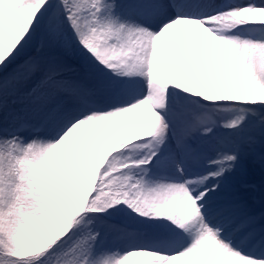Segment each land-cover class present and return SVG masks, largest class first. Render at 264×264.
Segmentation results:
<instances>
[{"label":"rangeland","instance_id":"rangeland-1","mask_svg":"<svg viewBox=\"0 0 264 264\" xmlns=\"http://www.w3.org/2000/svg\"><path fill=\"white\" fill-rule=\"evenodd\" d=\"M111 1H90L91 11L87 14L103 26H99L100 32L96 31L94 37L82 39L84 44L93 43L103 33L111 32V15L122 12L119 2ZM244 1L248 6L254 4V1ZM108 4L110 7L106 8ZM74 5V0H23L22 13L18 17L0 19V132L10 128L4 146L0 145V264H137L122 259L128 254V247L150 241L152 245L149 243L146 248L149 253L162 255L151 249L155 243L162 240L173 242L166 234L155 233L148 238L143 230L136 231L138 235L135 236L134 232L109 220L115 215L111 202L117 196H128L131 175L140 179L144 176L157 179L148 171L160 170L144 165L166 154L163 149H152L159 138L147 135L148 128L143 126L134 134L137 135L136 146L124 152L115 151L120 149L122 143L118 139L125 132L110 130L111 125L101 127V121L102 118L116 117L113 112L122 108L121 101L115 97L126 95L127 92L119 93L128 77L120 71L113 89L105 87L99 80L96 82L84 70L79 58L72 54V48L78 44L71 47L72 38L66 32V8ZM104 9L107 12H103ZM252 11L255 12V8L248 15ZM125 17L131 21L127 14ZM237 18L238 15L230 22H238ZM259 19L258 15L254 20ZM183 22L187 27L191 20ZM258 29L230 34L245 41L243 46L248 51L235 74L225 79L229 70L227 65L231 68L233 63V58L227 57L232 52L234 57L239 56L229 38L223 46L230 50L228 54L220 59L215 55L214 63L205 58V67H198L192 74L190 70L186 72L183 80L189 87L188 95L175 99L169 93L162 99L151 98V102L156 105L152 110L160 124L162 111L185 116L189 110L199 113L200 107L205 105H213V112L215 106L228 107L222 113L217 110L216 114L223 116L215 118V124H202L201 128L205 134L215 128L214 133H219L216 135L217 150L225 153L220 173L225 174L218 176L224 178L218 184L227 183V187H232L242 181L245 185L240 187L241 191L255 193L257 206L263 208L264 151L258 150L264 143V108L259 106L264 105V96L259 97L261 93L257 95L254 90L261 85V92L264 91V29ZM183 30L189 39H193L188 29L183 27ZM149 61L152 62V56ZM150 74L151 70L147 69V77H151ZM37 92L41 93L40 101L33 95ZM86 92L102 95L113 107L107 104L109 109L106 107L103 113L94 112L86 119L81 118L86 109L81 100ZM65 113H68L67 121L76 115L78 123L87 122L84 125L86 131L72 140L71 147L75 149L68 155L54 149L55 140L61 139L63 134L54 138V134L50 135L52 129L58 131L64 127L57 121ZM206 113L209 115L208 111ZM152 126H159V123ZM236 126L237 131L232 134ZM108 131L112 134L109 135ZM104 141L106 144H100ZM128 143V146L135 145ZM208 156L201 154L199 160H203L210 171L214 154ZM234 156L237 161L232 164L229 159ZM90 161L92 163L84 168L83 165ZM131 170L135 172L131 174ZM205 174L206 168L204 178ZM122 177L127 183L119 180ZM191 177L196 183V177ZM150 189L153 191V187L142 190L141 197ZM223 190L209 191H217L216 194L220 195L218 192ZM197 239L193 234L180 236L177 240H181L182 252L194 255L206 256L216 247L213 242L207 248L203 247ZM241 257L251 260L252 264H264L263 260Z\"/></svg>","mask_w":264,"mask_h":264},{"label":"bare ground","instance_id":"bare-ground-1","mask_svg":"<svg viewBox=\"0 0 264 264\" xmlns=\"http://www.w3.org/2000/svg\"><path fill=\"white\" fill-rule=\"evenodd\" d=\"M74 1L75 5L73 7L70 9L66 8V32L72 38L71 47L78 44V46L72 48V54H75L76 57L79 58V62L82 64L84 70L87 73H90L91 76L95 78L96 82L99 80V83H102L105 87H111L113 89V83H115V78L117 79L116 76L120 71H124V73L127 74L125 75L128 77V82H126L124 86H121L123 89H121L119 93L123 94L127 92L126 95L121 98H119L120 95L115 97L117 98V101H121L123 105L122 108L120 107L113 112L116 117L113 116L107 119L102 118L101 127L105 124L111 125L112 127L110 130H114L115 132L116 130H122L125 132L123 136L118 139L122 143L120 149H115V151L120 152H124L125 150H129L136 146L137 135L134 134H136L137 129L140 127H147L148 130H146V132H149L147 135H150L155 139L159 138L152 149H163L166 154L164 157L157 156L153 163H151L153 165L151 167L163 170L162 168L168 165V158L173 155L175 149L172 148L165 139V129L160 126L162 124L156 121L155 114L152 110V106L156 105L151 102V98L162 99L167 94L169 95V93H171L170 95L175 99L188 95L189 87L183 80L186 77V72L190 70L191 73L200 66L205 67V58L214 63L215 55L220 59L228 54L230 50L227 47L223 48V46L225 42L229 40L234 44L236 50H238L239 56L234 57L232 52L231 55L227 57L233 58V63L231 64V68L227 65L229 70H227V73L225 74V79L231 74H235L243 65L244 59L248 56V51L243 46L246 44L245 41L232 36L233 34L237 35L239 32L236 31L230 33L229 31L231 27V29L236 28V23L230 22L234 17L229 16L218 19L215 17V20L209 19L212 15L218 14L219 12L217 2L213 0L214 3L212 4V7L207 8L206 10V19L202 20L198 16L196 17L193 15L196 18L188 27V31L192 35L193 40L185 35L183 30L185 24L183 23L168 25L166 29L159 33L157 32L158 28L155 29L154 27H150L149 29H144L142 24L134 26L132 21H129V19L125 17V14H128L127 10H122V8H120L122 10L121 14L119 12V15L117 13L111 15L113 16V25L110 26L111 32L105 35L103 33L102 36L99 35L101 37L95 38L93 43L91 42L86 45L82 42V39L85 37H94V35L97 34L96 31L98 33L100 32L99 26L102 27L103 25L96 23L97 21L93 19L92 15L87 14V12L91 11V0ZM164 2L167 3L166 1L161 0L160 6L157 9L159 14H162L166 10V8H164ZM239 2L240 0H235L232 7L237 9L236 14L239 16L237 21L242 23L238 26H247L252 30L257 29L258 27H264V8H259L264 5V1H262L260 5L255 6V12H250V15H248L249 11L237 8L240 5L238 4ZM22 7L23 0H1L0 19L7 18L13 20L22 13ZM108 7H110L109 4L106 8ZM103 12H107L106 9H104ZM185 14H187V12H185ZM190 14L191 12H189L188 15ZM258 15L260 19L255 21L254 19ZM130 17L131 16L129 15V18ZM105 29L106 28H104V30ZM174 29L175 31H173ZM245 29L241 32H246ZM152 36H155L156 40L154 47L152 46ZM150 56H152L150 67L151 89L147 95L145 93V83L147 81L146 70L149 68L148 64H150ZM142 85L144 86L143 91H141ZM260 87L261 85H257L254 90L257 95L261 93L259 97L264 96V91L262 93V88ZM99 88L105 89L104 87ZM40 94V92L33 94L37 101L41 100ZM119 104L120 103L118 102V105ZM259 106L264 108L263 104H260ZM110 107H113V105ZM67 115L68 113L63 114L57 121L60 125L64 124V127L62 129L60 128L61 130L58 131L57 128H54L50 134L55 135L52 138L63 134L61 139L55 140L54 149L66 155L75 149V147H71L72 140L75 139L76 135L83 134L86 131V126L84 125L87 123H78V121L75 120V116L67 121ZM119 116L121 117L118 118ZM158 123L160 127L152 126L155 124L158 125ZM9 131L10 128H6L0 132L1 147L4 146L3 144L6 141L5 138ZM108 133L109 135L112 134L109 131ZM128 142H130V144L134 143L135 145L128 146ZM100 144H106V142L104 141ZM123 145H127V147L124 148ZM261 151H264V143L259 147L258 152ZM229 161L233 164V162L237 161V156L231 157ZM90 163L92 162L90 161L89 163L84 164L83 167L87 168ZM239 164L240 163H238V165ZM146 166L147 164L144 165V167ZM218 171V174L216 173L214 178H219L218 176L222 173L225 174V172L220 173V169H218ZM127 172H129L128 169ZM133 172H135V170L130 171L131 174H133ZM148 172L150 173L151 171ZM135 177L136 176L131 175L132 179L129 188L130 191L127 192L128 196H117V198L111 202L113 203V214L115 215L109 220L127 228L132 233L134 232L135 236L138 235L136 234V231L139 233V231L141 232V230H143V234L148 235V238H151L153 234L158 233L161 235L166 234L169 236V239L176 241L180 236L184 235L190 237L195 234L202 240L207 241V243H210L212 239L215 241V237L213 238L214 235L212 234V236L209 231H203V229L197 231V228L200 227L197 210L193 200L182 184H172L165 180H157L158 178H154V180H156V182H154V180H150V177L147 176H144L141 179ZM219 179L222 180V177ZM119 180H122V183H127L124 177ZM205 181L206 182L201 184V186L209 185L207 187L209 190L211 189L210 187L214 189L228 188L227 183L213 185L212 179L209 180L206 178ZM241 183L243 182H236L234 184L235 186H232V188L227 190L233 191L229 198V201H233V203L228 205H225L224 203V208L226 209L223 214L219 215L217 218L219 219L220 224L226 222L228 218L226 214L233 209H236V207L238 208V206L246 203L249 206L256 205L255 193L248 194L246 191H240L241 186H237ZM150 187H153V191L150 189L149 193L144 194V197L142 198V190ZM213 197L214 194L207 193V198L209 200L216 199ZM224 197L225 196H221L218 199L225 202L228 200V197L226 200ZM243 199L245 202H239ZM241 209H247V212L250 211V207L247 208L246 206ZM218 210L219 209L214 210L212 214H215ZM255 212L257 214H262L264 213V210L257 209L254 213ZM231 214L232 213L229 215ZM260 217H263V215H260ZM239 219L240 218L237 217L234 218L235 221H238ZM244 233L246 232L243 231L241 236ZM142 244H134V246L128 247V254H125L128 258H125L124 255L122 259L129 260L130 262L133 261L137 264H251L248 261L242 260V257L236 253L226 250H219V253L209 252L206 256L194 255L188 252L187 254L177 253L176 244L162 240V249H158V251L163 254L155 255L149 253L146 249L147 246L145 247ZM131 249H134V252H131Z\"/></svg>","mask_w":264,"mask_h":264}]
</instances>
